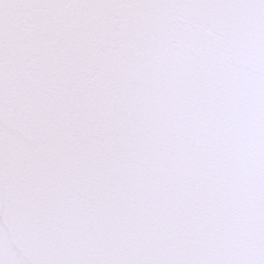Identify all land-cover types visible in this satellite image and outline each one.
<instances>
[{"label":"snow or ice","instance_id":"snow-or-ice-1","mask_svg":"<svg viewBox=\"0 0 264 264\" xmlns=\"http://www.w3.org/2000/svg\"><path fill=\"white\" fill-rule=\"evenodd\" d=\"M0 264H264V0H0Z\"/></svg>","mask_w":264,"mask_h":264}]
</instances>
